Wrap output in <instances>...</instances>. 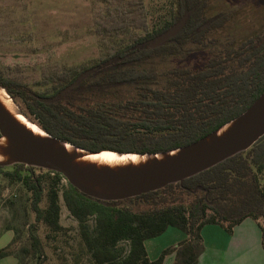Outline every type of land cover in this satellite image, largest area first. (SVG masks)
Listing matches in <instances>:
<instances>
[{"label": "trees", "instance_id": "1", "mask_svg": "<svg viewBox=\"0 0 264 264\" xmlns=\"http://www.w3.org/2000/svg\"><path fill=\"white\" fill-rule=\"evenodd\" d=\"M101 1L90 25L98 54L40 65V77L30 80L23 68L0 65V85L49 134L94 151H167L217 129L263 91L264 25L237 31L231 25L235 11L215 10L209 0H163L160 8L145 0ZM183 19L172 37L150 46ZM0 174L25 189L33 227L42 222L53 232L63 230L62 200L91 264H163L172 253V264H197L204 225L231 233L246 218L259 224L264 248V135L182 184L124 200L93 198L59 172L23 163L0 166ZM168 227L185 238L150 258L146 240ZM30 237L23 254L40 251L38 236ZM11 253L0 249V258Z\"/></svg>", "mask_w": 264, "mask_h": 264}, {"label": "rangeland", "instance_id": "2", "mask_svg": "<svg viewBox=\"0 0 264 264\" xmlns=\"http://www.w3.org/2000/svg\"><path fill=\"white\" fill-rule=\"evenodd\" d=\"M209 2L215 10L235 11L231 25L239 26L237 31L264 25V0ZM145 3L150 8H160L163 0H145ZM102 6L101 0H0V65L23 68L26 79L30 80L40 77V65L71 64L98 54V39L91 33L90 25L92 15ZM230 30L225 33L230 34ZM0 184V234L7 227L12 228L13 247L22 263L91 264L77 221L62 200L63 230L53 232L42 222L33 227L35 215L25 189L19 183L8 184L1 176ZM10 198L15 203L10 204ZM40 205L45 206V200ZM31 233L40 239V251L23 254L22 247L31 248ZM155 243L148 241L149 251Z\"/></svg>", "mask_w": 264, "mask_h": 264}, {"label": "water", "instance_id": "3", "mask_svg": "<svg viewBox=\"0 0 264 264\" xmlns=\"http://www.w3.org/2000/svg\"><path fill=\"white\" fill-rule=\"evenodd\" d=\"M184 21L173 25L150 46L172 37ZM20 115L30 120L0 85V166L23 163L53 170L88 196L106 201L124 200L169 183L182 184L185 178L252 146L264 135V89L242 113L196 141L155 153L113 151L138 155L137 159L123 161L93 158L102 151L89 150L59 139L30 120L37 126L38 130H35ZM196 189L201 187L192 191Z\"/></svg>", "mask_w": 264, "mask_h": 264}, {"label": "crops", "instance_id": "4", "mask_svg": "<svg viewBox=\"0 0 264 264\" xmlns=\"http://www.w3.org/2000/svg\"><path fill=\"white\" fill-rule=\"evenodd\" d=\"M0 249L9 248L13 253L0 258V264H18V258L13 247L15 233L12 229H5L0 234ZM203 251L199 255L197 264H264V248L261 242V230L257 221L246 218L228 233L221 226L206 224L201 229ZM158 237V236H157ZM146 240L156 241L152 251H148L150 258H155L167 246L176 244L185 238V234L175 228L168 227L159 238ZM161 241L157 242V239ZM156 239V240H155ZM2 240V241H1ZM174 253L165 257L163 264H172Z\"/></svg>", "mask_w": 264, "mask_h": 264}, {"label": "bare ground", "instance_id": "5", "mask_svg": "<svg viewBox=\"0 0 264 264\" xmlns=\"http://www.w3.org/2000/svg\"><path fill=\"white\" fill-rule=\"evenodd\" d=\"M3 94L7 97V94L2 91ZM8 99V98H7ZM9 103H10V99H8ZM23 121H25L30 127H32L35 130H38L37 126L35 124H33L32 122H30V120H27L25 117L23 116H19ZM93 158H97L100 160H104V161H123L126 159H137L138 155L137 154H128V153H117V152H113V151H102L96 155L93 156Z\"/></svg>", "mask_w": 264, "mask_h": 264}, {"label": "built area", "instance_id": "6", "mask_svg": "<svg viewBox=\"0 0 264 264\" xmlns=\"http://www.w3.org/2000/svg\"><path fill=\"white\" fill-rule=\"evenodd\" d=\"M0 176H1V174H0Z\"/></svg>", "mask_w": 264, "mask_h": 264}]
</instances>
